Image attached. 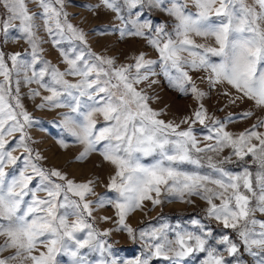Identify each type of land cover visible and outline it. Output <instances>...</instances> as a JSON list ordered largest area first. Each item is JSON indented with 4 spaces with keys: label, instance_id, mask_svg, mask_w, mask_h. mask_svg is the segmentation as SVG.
<instances>
[{
    "label": "snow or ice",
    "instance_id": "snow-or-ice-1",
    "mask_svg": "<svg viewBox=\"0 0 264 264\" xmlns=\"http://www.w3.org/2000/svg\"><path fill=\"white\" fill-rule=\"evenodd\" d=\"M31 2L38 11H31L26 0H0V8L3 9L0 13V33L7 38L10 30L16 29L32 48L31 62L21 59L20 53L10 55L11 69L5 63V53L0 51V76L4 78L0 83V236L5 237L0 243V253L12 250L9 255L0 257V264H61L57 259L60 255L71 257V264H93L87 259V253H82L83 249L99 253L100 258L95 264H118L116 258L109 259L110 246L106 247V241L99 239L101 235L107 236L109 233L95 230L88 222V217H92V205L104 207L110 204L115 207L119 225L132 236L133 229L125 224L126 216L140 208L145 200H150L153 205L160 204L161 186L169 195L181 200L186 194L199 196L209 205L208 216L220 221L225 228L237 230L248 252L253 256L259 254L253 248L264 252V220L255 218L257 212L264 214V132L257 131L264 127V119L235 137L224 131L220 121H215L219 125L215 128V137L209 135L206 139H215L216 143L198 147L191 124L196 121L205 123L203 105L195 111V120L191 121L189 127L178 130L179 124L157 119L160 113L151 109L147 103L148 97L134 87L148 80L149 74H155L152 66L157 61L146 60L141 53L135 58L134 65L116 67L112 58L99 56L87 48L84 32L67 20V13L63 11L64 0ZM103 2L117 13L119 19H124L120 16L121 9L116 0ZM125 3L131 10L137 4H142L143 0H125ZM193 4L195 12L188 9L187 0H169L168 3L166 0H149L150 7L161 9L176 21L172 32L166 31L165 25H159L155 28V38L149 39V43L159 52L161 70L169 84L183 93L186 92L185 84L190 83L191 92L199 99L205 93L192 82L188 69L204 70L208 72L207 79L211 86L226 82L240 94L236 99L247 98L257 106L264 107V0H253L252 4L246 0H193ZM136 16L139 17L140 13L137 12ZM37 20H42V27L50 37H57L52 40L54 46L65 39L80 41L85 45V48L73 47L67 52L59 49L67 65L64 71L47 60L43 61L42 68L36 69V64L41 61L37 53L42 51L39 48L42 37L37 35L41 25ZM131 23L135 28L134 32L129 33L131 35L144 36V29L152 28L151 21L141 23L137 19ZM123 34L124 30H121ZM193 34L205 40L213 38L216 46L197 44L192 38ZM211 57H219L220 60L216 63ZM27 69H31L30 76ZM141 69H144L143 73ZM12 70H25L27 83L35 82L50 93L43 97L45 103L38 107H69L76 114H64L61 124L77 142L84 145L78 160L86 159L104 141L101 155L116 167L108 185L118 194L115 200L105 196L95 201L87 200L86 195H95L90 186L92 181L76 183L59 170H45L35 162L43 157L39 152L33 156V149L27 143L30 136L26 129L31 126L32 117L24 110L19 99V87L16 89L17 95L12 97L15 106L8 101L10 88L6 85L10 82ZM173 70L175 75L172 74ZM65 76L80 79L71 83ZM45 77L50 79L45 81ZM32 94L39 96L40 92L33 90ZM65 96L70 97L72 103L62 102L61 97ZM82 97H86L87 102L82 101ZM231 102L235 103V99ZM82 108L86 110L82 111ZM96 113L102 114L104 121L110 123L97 129ZM243 115L247 118L252 113ZM77 117H82V120ZM187 122L188 118L181 121ZM15 133L20 135L13 147L6 137H13ZM253 139L258 143H252ZM59 143L61 147H67L63 140ZM17 148L24 150V166L18 175H13L5 169L17 165L21 160V156L13 155ZM224 148H230L232 155L241 160L251 154L254 162L259 164L255 187L252 173L247 168L240 175H233L212 163L211 156L208 157L209 167L220 174L219 178L189 174L174 166L183 162L199 165L200 159L193 157V150L219 155ZM153 155L159 157L153 164L142 163L144 157ZM229 160V156H224L219 163ZM36 177H39V184L30 188ZM52 177H57L63 183L55 182ZM38 192L46 195L39 197ZM153 192L156 198L151 195ZM28 195H31V201L25 202L24 197ZM73 196L78 199H73ZM25 204L26 207H22ZM70 217L74 219L70 220ZM101 219L107 220L109 217ZM192 223L199 226L203 234L175 231V238L170 239L165 231L167 225L150 234L141 231V238L149 235L153 241L148 244L149 255L144 259L124 261L123 264H150L152 257L181 264L184 257L195 252L207 253L202 264H226L222 254L207 246L212 233H204L198 220ZM80 233L85 234L81 236ZM219 242L227 246L229 255L238 252L237 244L228 235L222 236ZM257 264H264V256Z\"/></svg>",
    "mask_w": 264,
    "mask_h": 264
},
{
    "label": "rangeland",
    "instance_id": "rangeland-1",
    "mask_svg": "<svg viewBox=\"0 0 264 264\" xmlns=\"http://www.w3.org/2000/svg\"><path fill=\"white\" fill-rule=\"evenodd\" d=\"M169 0H166L168 3ZM184 2V0H180ZM248 4H252L253 0H246ZM28 8L35 12L38 11L36 5L31 0H26ZM116 4L120 7V16L124 19L118 18L117 13L109 9L103 0H64L63 11L67 13V20L74 27L82 30L87 40V48L93 53L106 58H112L115 61V66L135 64V58L141 53L144 54L146 60H155L157 63L152 66V71L155 73L149 74L146 81L134 85L138 91H141L148 97V106L154 111L160 113L157 119H162L165 122H172L179 124L178 130H186L195 120L194 113L201 105L205 110V123L201 124L196 121L191 124L193 133L197 139L198 147H205L207 144H215V139L208 140L207 136L215 137V128L219 127L215 121H220L224 126V131L238 136L241 132L249 130L252 125L257 124L259 120L264 119V107H259L253 100L247 98L236 99L239 93L236 92L226 82L211 86L207 79L208 72L204 70H191L188 69L189 75L192 77V82L196 87L205 93L199 99L191 92V84L186 83V92H181L178 88L169 84L168 78L161 70V63L159 52L149 43L150 38H155V28L159 25H165L166 31L172 32L176 23L173 17H170L166 12L159 8L150 7L149 0H143L142 4L129 10L125 0H116ZM188 9L192 12L196 11L193 0H187ZM59 8V5H54ZM257 10H259L257 8ZM3 9L0 8V13ZM139 12L140 16L137 17L136 13ZM142 23L144 21H151L152 28L144 29V36L131 35L135 28L131 21L137 20ZM215 19V17H213ZM18 23V22H17ZM41 25L37 31V35L42 37L39 42L38 56L41 61L36 64V69L39 70L43 67V61H50L52 65L58 67L61 71L67 68L60 56L59 49L70 51L73 47L85 48L80 41L61 40L59 45H53L52 40L57 37H50L42 27V20H37ZM264 26V25H262ZM121 30L124 34L121 35ZM174 36V34H173ZM192 38L197 44H211L215 45L213 38L205 40L203 37H198L193 34ZM0 51L5 53V63L8 67L12 68V61L9 56L15 53L21 54V59L31 62L32 48L27 39L22 36L16 29H11L9 36L6 38L0 33ZM187 56V53L184 54ZM213 62L218 63L219 57H211ZM27 75H31V69H27ZM135 71V68L132 69ZM144 69H141L143 73ZM175 75V71L172 72ZM50 78L45 77V81ZM71 83H76L80 77L65 76ZM4 81L3 76H0V83ZM154 81V83H153ZM6 87L10 88V95L8 96L9 103L15 106V101L12 97L17 95L16 89L19 87V99L30 116L32 117V124L26 130L30 136L27 140L28 145L33 149V156L35 152H39L43 159L35 161L39 166L45 170L56 169L62 174H66L68 179L74 180L76 183H87L92 181L90 185L93 188L95 195H86L87 200L95 201L100 196L115 200L117 193L115 190L109 189L110 178L115 175L116 167L109 161L104 160L101 155L102 146L104 141L97 145V150L91 152L86 159L78 160L77 157L84 150V145L77 142L76 138L71 136L62 126L64 114L76 116L71 112L69 107H38L39 104L45 103L44 96L50 95L49 92L41 88L37 83H27L25 80V70L17 72L12 70L10 82ZM33 90L39 91V96H34ZM228 95H225V93ZM103 95V94H101ZM82 101L87 102L86 97L81 98ZM235 99V103L231 101ZM62 102L72 103L70 97H61ZM102 103V102H101ZM85 111L86 109H81ZM19 111V109H16ZM251 112L252 115L245 118L244 113ZM82 120V117H77ZM188 118L187 123L181 121ZM94 119L97 120V129L107 126L108 123L103 119V115L96 113ZM213 129V131H209ZM257 131L264 132V127L258 128ZM19 133H15L13 137H6L10 140L12 146H15L16 140L19 138ZM174 138V137H173ZM63 140L67 147H61L59 141ZM252 143H258L253 139ZM13 155L21 156V160L15 166H8L5 171L13 175H18L19 171L23 168V148H17ZM194 158L200 159V164L195 165L188 162L178 163L174 165L180 171L189 174L210 175L213 178H219V173L215 172L209 167L208 157H212V163H216L217 167H223L226 171L233 175H240L244 169L247 168L252 173L253 186L255 187V174L260 170L259 164L254 162L251 154L245 156L243 160L235 155H232L230 148L224 150L217 155L216 153L205 151L203 153L192 152ZM224 156H229L230 160L224 163H219ZM159 157L156 155L144 157L142 163L151 165ZM31 170L29 169V172ZM10 178V177H9ZM57 183H63L57 177H52ZM39 177L34 178L29 185L30 188H35L39 184ZM162 187L159 199L162 201L160 204L153 205L150 200L142 202V206L135 211L129 213L125 218V224L133 229V235L130 236L128 232L119 225V217L116 215L117 210L110 204H105L104 207H97L96 204L92 205V217H88V222L92 224L93 228L101 233L108 232L107 236L101 235L99 239L106 241V247H109L111 258H116L118 264H123L124 261H131L137 258L144 259L149 255L148 244L152 243L149 235L141 238V231L150 234L155 229H161L162 226L167 225L165 229L170 239L175 238V231H191L203 234L200 227L192 223L193 220H198L200 225L203 226V232H211L212 235L208 237V247L215 248L218 254H222L226 264H257L264 256V252L259 249L253 248V251L259 254L253 256L245 249V246L238 236L237 230L232 228H225L220 221L215 218L209 217L207 209L209 205L199 196L185 195L181 200L176 196L169 195L164 186ZM209 187H214L209 185ZM243 191V188L241 189ZM39 197H44L46 193L38 192ZM71 196L72 194L69 193ZM153 198H156L155 193H151ZM78 199L77 197H72ZM25 202L31 201V195L24 197ZM219 204V200H214ZM254 203V201H253ZM22 207H26L22 205ZM109 217L104 220L101 217ZM255 218L264 220V214L259 212L255 213ZM74 217H70V220ZM2 222V221H0ZM119 229V230H118ZM257 225V231H259ZM85 233H80L83 236ZM228 235L229 238L237 244L238 252L235 255H229L226 251V245L220 243V238ZM5 237L0 236V243H3ZM12 250L9 249L0 253V257L7 256ZM82 253H87V259L95 264L100 258L98 252H90L88 249H83ZM207 258L206 252H195L187 257H184L181 264H202V261ZM57 259L61 264H71V257L67 255H60ZM150 264H172L169 260L163 258L152 257Z\"/></svg>",
    "mask_w": 264,
    "mask_h": 264
}]
</instances>
